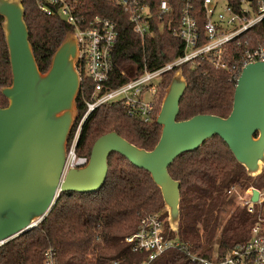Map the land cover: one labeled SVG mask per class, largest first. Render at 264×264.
<instances>
[{
  "label": "trees",
  "instance_id": "trees-1",
  "mask_svg": "<svg viewBox=\"0 0 264 264\" xmlns=\"http://www.w3.org/2000/svg\"><path fill=\"white\" fill-rule=\"evenodd\" d=\"M167 1L175 9L176 21L184 0ZM20 2L25 12L28 41L38 70L43 74L66 35L73 32V27L58 17L40 13L34 0ZM197 14L198 24L202 27L203 13ZM81 15L86 20L100 15L116 24L118 40L112 53V87L128 81V69L140 70L143 57L148 69H153L182 55V41L165 29L145 40L143 52L141 40L132 31L128 16L111 0H85ZM2 23L0 18V91L11 84ZM251 37L254 45L264 37V22L246 35V38ZM179 68L187 87L179 102L177 121L197 115L226 118L230 114L236 85L231 74L204 62ZM171 76L172 72L163 75L162 89L167 87ZM91 91V82L83 76L76 98L78 116L68 145L85 110L82 97L88 98ZM6 106L7 101L0 93V108ZM110 132L138 149L151 151L160 138L161 127L155 120L144 123L137 116L129 115L120 103L103 106L83 123L76 145L77 155L89 158L95 141ZM168 173L180 184L178 233L170 231L167 215H162L164 233L169 240L180 243L185 251L211 257L213 254L223 256L249 238L254 219L242 208H231L234 195H229L228 191L233 186L245 189L251 179L218 137L206 141L195 152L178 157L168 168ZM253 181L255 186H263L264 168ZM227 207L230 210L227 211ZM163 208L161 193L150 175L125 158L112 155L108 159L105 184L98 193L59 194L49 213L36 227L0 246V264H42L44 253L49 250L58 264H138L147 259L148 253L132 252L124 240L136 231L141 218ZM225 212L226 218L221 219ZM151 264L191 263L185 252L171 249Z\"/></svg>",
  "mask_w": 264,
  "mask_h": 264
},
{
  "label": "water",
  "instance_id": "water-1",
  "mask_svg": "<svg viewBox=\"0 0 264 264\" xmlns=\"http://www.w3.org/2000/svg\"><path fill=\"white\" fill-rule=\"evenodd\" d=\"M20 0H0V18L8 51L11 84L1 89L0 246L36 227L59 194L88 195L104 186L108 159L119 155L147 172L159 189L173 233L179 228V182L168 168L185 154L218 137L249 178L264 168V64L245 66L236 81L226 118L197 115L177 121L187 87L182 70L167 85L155 123L160 138L151 151L138 149L110 132L92 146L88 163L63 175L68 139L77 119L80 90L78 47L72 33L53 54L48 70H38ZM256 200V193L253 194Z\"/></svg>",
  "mask_w": 264,
  "mask_h": 264
},
{
  "label": "built area",
  "instance_id": "built-area-1",
  "mask_svg": "<svg viewBox=\"0 0 264 264\" xmlns=\"http://www.w3.org/2000/svg\"><path fill=\"white\" fill-rule=\"evenodd\" d=\"M34 1L40 13L58 17L73 27L79 52L80 82L84 76L92 84L90 96L82 97L85 110L67 146L63 175L69 169L82 168L88 163L89 158L77 155L76 145L83 123L97 109L120 103L129 115L148 123L156 119L161 107L166 89L161 86L164 74H173L185 64L193 66L204 62L214 69L226 70L237 81L245 66L257 62L264 64V37L256 45L252 37L246 38L254 27L264 22V0H184L176 21L175 9L167 0L157 3L153 0H111L128 16L132 31L141 40L143 52L145 40L154 38L156 31L164 29L183 44L181 56L153 69H148L143 57L140 70L128 69V81L112 87V53L118 40L116 24L100 15L86 20L81 15L85 0ZM197 13H203L202 27L198 24ZM254 193L256 200H253ZM228 194L239 199L240 208L254 221L249 238L223 256L205 257L185 251L180 243L165 236L164 219L159 214L141 218L136 231L124 241L132 252L148 253L147 259L138 264H151L171 249L185 252L191 264H264V186H250L240 192L233 186ZM42 264H58L52 251L44 253Z\"/></svg>",
  "mask_w": 264,
  "mask_h": 264
},
{
  "label": "rangeland",
  "instance_id": "rangeland-1",
  "mask_svg": "<svg viewBox=\"0 0 264 264\" xmlns=\"http://www.w3.org/2000/svg\"><path fill=\"white\" fill-rule=\"evenodd\" d=\"M129 71H131V70H129ZM77 120V119H76ZM76 122V121H75ZM262 171H263V167H262V169H261V173H262ZM259 176H257V177H255V178H250L251 180H250V182H249V184H248V187H250V186H253V187H261V186H255V184H254V179H257ZM253 179V180H252ZM263 186H264V183H263ZM236 191L237 192H240V191H242V189L241 188H239V187H237L236 188ZM238 194V196H241V194H239V193H237ZM238 203H239V199L238 198H233V202H232V204H231V208L233 207H238V208H240V206L238 205ZM227 209V211L228 210H230L228 207L226 208ZM156 214H159V215H167V210H166V208L164 207L162 210H160V212H158V213H156ZM227 214H226V212L225 213H222V215H221V219H225ZM167 218V217H166Z\"/></svg>",
  "mask_w": 264,
  "mask_h": 264
}]
</instances>
